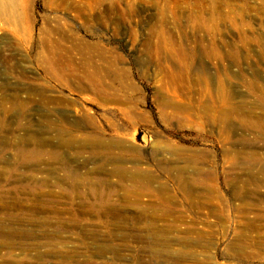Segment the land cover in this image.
Returning <instances> with one entry per match:
<instances>
[{"label":"rangeland","instance_id":"obj_1","mask_svg":"<svg viewBox=\"0 0 264 264\" xmlns=\"http://www.w3.org/2000/svg\"><path fill=\"white\" fill-rule=\"evenodd\" d=\"M262 120L264 0L0 11V264H264Z\"/></svg>","mask_w":264,"mask_h":264},{"label":"bare ground","instance_id":"obj_2","mask_svg":"<svg viewBox=\"0 0 264 264\" xmlns=\"http://www.w3.org/2000/svg\"><path fill=\"white\" fill-rule=\"evenodd\" d=\"M25 3H26V0H0V11L4 15L15 14V13H17V11H19V9L22 8V6ZM213 84H214V94H215L216 101L219 103H221L223 101L224 104H225V102L227 103V101H225V100H226V98L230 97V95L228 94V88L225 85H223V83L221 81H219L218 79L217 80L215 79ZM205 111H208V113L210 114V117H209L210 120H218L219 124L224 125V127L226 125H232L233 124V113H234V111L231 108L222 107V105L215 103V105H213V106H206ZM87 120L90 123H95L93 118H91V117H87ZM245 127L251 129L253 131L252 133H254L260 139H264V121L263 120L255 122V123H250V124L246 125ZM50 129H51L50 126H47L45 128V130H47V131H49ZM223 135H224V133H223ZM68 142L69 143L63 144L62 147L63 146H71L74 143V141H72V140H70ZM84 142H86V143L84 145H82L81 147L89 146V147L93 148V150L95 151V155L111 153L112 148H113L111 144H105V139H103V137H100L98 139H88V140L86 139V141H84ZM239 142L244 144V145L247 144L243 139H239ZM114 146H116V145H114ZM68 149L69 148H67V150ZM79 149H82V148H79ZM18 150H19V152H21L20 149H18ZM26 150H27V148H26ZM34 150L28 149V151L31 154H35L37 152L38 153L42 152L41 149H38L36 151H34ZM21 154H22V152H21ZM63 154H64L63 151H56L55 152V156H57V158H60V159L63 158V156H64ZM116 158L119 159L120 157L118 156ZM117 159L113 158L112 164L115 165V167H114L115 173H118L117 170H119V173L121 174L120 171H122V168H119L120 162ZM106 161H107V158H106ZM25 164H27V163H25ZM42 182L44 184L48 183L47 180H45V179ZM79 186L80 185H75V188L77 189ZM188 189H190V190L194 189V191H195L196 188H195V185H193V186L188 185Z\"/></svg>","mask_w":264,"mask_h":264}]
</instances>
